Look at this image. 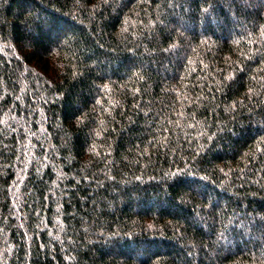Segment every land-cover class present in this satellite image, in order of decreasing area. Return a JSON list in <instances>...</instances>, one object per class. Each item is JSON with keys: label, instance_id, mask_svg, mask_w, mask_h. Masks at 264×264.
<instances>
[{"label": "trees", "instance_id": "obj_1", "mask_svg": "<svg viewBox=\"0 0 264 264\" xmlns=\"http://www.w3.org/2000/svg\"><path fill=\"white\" fill-rule=\"evenodd\" d=\"M0 264H264V0H0Z\"/></svg>", "mask_w": 264, "mask_h": 264}]
</instances>
